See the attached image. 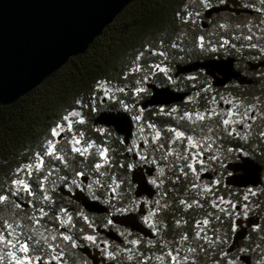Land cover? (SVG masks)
<instances>
[{
  "label": "trees",
  "instance_id": "16d2710c",
  "mask_svg": "<svg viewBox=\"0 0 264 264\" xmlns=\"http://www.w3.org/2000/svg\"><path fill=\"white\" fill-rule=\"evenodd\" d=\"M222 1L227 0H133L84 54L71 57L16 102L0 105V236L3 242L0 264H36L37 258L63 257L68 251L76 250L78 243L74 241L77 240L80 245L96 244L97 228L104 225L101 215L85 212L79 203L62 195L58 188L81 186L88 197L98 201L104 199L105 193L104 200H107L112 192L114 201L119 204L117 210H123L124 203L119 202L120 189H124L125 198L130 196V172L135 165L152 168L155 177L172 176L175 181L169 200V217L176 220L179 229L169 231V234H186L187 231L182 229L194 224L200 241L203 234L209 233L212 241L219 235L223 243L235 226L234 204L242 208L236 194L254 192L255 202L247 213L256 216L258 223L248 232L245 248L252 253L251 264H264V184L258 190L227 186L223 176L225 169L222 173L212 174L210 180L201 179L194 167L192 171L188 170L193 154L189 151H196V144L188 146V153L187 147L182 148L179 144L178 147L162 145L161 140L167 142V139L161 134V127L166 128L162 131L165 133L170 126L169 116L157 107L142 110L138 106V102L148 95L146 83L177 86L173 75L177 63L209 57L233 56L241 60L263 56L259 54L264 51L262 48L245 45L246 41L235 44L228 37H221L224 49L206 48L202 52L197 41L188 43L183 39L181 29L184 24H200L204 9ZM240 1L250 5L247 0ZM257 2L258 9L252 8V15L264 14V0ZM199 74L204 75L200 70L191 73L193 77H201ZM138 95L141 96L138 98ZM103 109H122L133 121L128 145L123 143L120 135H114L113 168L103 167L104 163L100 161L103 141L93 137L100 128L109 129L93 124L95 115ZM152 131L154 134L157 131L160 143L152 146L142 143V148L138 142V150L134 153L136 141ZM226 140L228 147L252 156L250 137L241 146L234 140ZM62 141L65 142L60 146ZM144 147L148 151L153 149L148 155L150 160H142ZM133 153L136 160L132 159ZM191 179L192 183L189 182ZM89 187L101 193L91 194ZM16 199L28 205L23 207ZM18 211L25 213L28 229L14 223L13 213ZM204 225L209 229L204 231ZM49 234L52 239L47 237ZM57 240L62 243H55ZM135 249V264H160V248L153 247L151 251L147 248V253L141 246ZM197 250L195 258L200 262L198 264H203L208 257L207 248L203 243ZM162 251L167 262L190 263L189 252L182 243L167 245ZM227 262L232 260L228 258Z\"/></svg>",
  "mask_w": 264,
  "mask_h": 264
},
{
  "label": "water",
  "instance_id": "95a60500",
  "mask_svg": "<svg viewBox=\"0 0 264 264\" xmlns=\"http://www.w3.org/2000/svg\"><path fill=\"white\" fill-rule=\"evenodd\" d=\"M133 0H0V105L6 106L33 90L52 73L60 69L71 58L84 54L103 30ZM220 12L238 14H254V10L242 7L239 0H227L204 9L200 22L205 28L207 20ZM233 56L209 57L177 63L174 77L198 70L212 78L216 87L235 80L238 83L251 84L253 80L243 76L234 67ZM250 69L263 66L264 61H248ZM150 94L138 102L141 109L152 106H167L183 100L189 92L176 91L168 85H157L148 82L145 85ZM93 124L110 127L122 137L125 145L130 143L133 132L131 116L122 109L99 111ZM238 160L229 161L226 169L230 172L224 178L227 186L246 188L261 184L262 166L247 155H239ZM136 160V154H132ZM152 168L136 165L131 169L130 180L134 184V196L146 195L151 198L155 190L148 182L152 176ZM201 178L210 180L213 175L209 171L200 174ZM58 190L69 195L90 213L105 214L108 208L96 199L88 198L83 191L74 190L69 193L63 186ZM23 207L28 204L16 199ZM115 224L129 227L132 231L144 236H152L134 214H116L112 217ZM258 223V218L248 215L244 219H236L228 251L237 247L246 236L248 228ZM107 239L122 242V238L113 229L97 228ZM98 264V249L81 245L77 248ZM240 260L250 264V256L243 254ZM38 264H45L39 261ZM48 264H55L54 262Z\"/></svg>",
  "mask_w": 264,
  "mask_h": 264
},
{
  "label": "flooded vegetation",
  "instance_id": "af4514ba",
  "mask_svg": "<svg viewBox=\"0 0 264 264\" xmlns=\"http://www.w3.org/2000/svg\"><path fill=\"white\" fill-rule=\"evenodd\" d=\"M240 3L241 6L244 7L241 1ZM246 44L248 43H245V45ZM250 46L260 47L264 50V41L250 42ZM261 53L263 54L261 58L241 59V60L235 59L234 62V67L236 70H238L243 76H246L253 80L251 84L238 83L237 81L232 80L224 84L223 86L216 87L212 85V78L206 74L204 75L199 74V76L201 77H193L194 75H191V73L182 74L174 77L177 83L176 87H171L170 85L168 86H170V88L176 91L189 92V94L185 96L183 100L180 102H176L167 106H152V107H157L159 111L165 112L169 116V120H171L169 123L170 126L167 127L165 133H162V131L166 128H164V126L162 127L159 126L163 128L161 134L167 139V142L161 140L162 145H164L165 143L168 144L169 146L175 145L178 147L180 145L182 146V148L184 146L188 148V146L196 144L195 143L196 138H194L195 130L192 125L193 123L191 122L190 114L192 113L203 114V113L213 112L216 106L222 112L221 114L223 115V117H227L229 114H232V112L234 111L237 117L244 119V117H246L245 114L248 113L249 117L246 118V120L244 119V123L238 125L236 131H230L229 128V133L224 135V138H222L221 143L219 142L221 144L220 147L219 145H216L215 147V145L213 144L212 145L213 152L209 153L211 155L207 154V155H203L202 157L203 159H205L208 156L216 155V153L219 151V154H221V156L229 155L227 158L228 160L227 162L236 161L239 159L238 158L239 155H246V154H244L241 150L235 149L232 146L228 147L226 145V141H227L226 139L228 138L229 141L231 142L234 140L235 143L241 146L243 143V139L250 137L252 143L251 146L252 156L250 157L253 158L256 162H258L262 166L261 184L256 187H253L256 190H258L259 187L263 186L264 184V65L250 69L248 65V61L251 62L264 61V51L260 52L259 54ZM184 85L187 86L184 87ZM232 86L233 87L235 86L237 89L235 93L228 91L229 87ZM206 87L209 88L206 89ZM149 94L150 91L148 92V95L146 97H148ZM146 109H142V110H146ZM248 109L250 110V112H248ZM160 121L163 122L162 120ZM139 146L143 148L142 143H139ZM171 148L172 147H170V149ZM187 148L186 150L188 153L189 148L188 149ZM166 150L168 151L169 148ZM190 151L189 154L190 153L196 154V151H192V150ZM227 152L229 153L227 154ZM227 162L225 163V171L223 172L224 178L226 175L230 173L226 169ZM144 169L146 168L144 167ZM211 173L213 175L215 174L213 171H211ZM152 180H153V174L152 176L148 177V182L155 190V193L151 198L147 197L146 195L135 197L133 193L134 184H132V182L130 181L132 185L130 196L125 198V200L129 204L126 203L124 207L122 206L123 210H117L119 204L114 201L115 196L113 195L112 192H110L107 200L103 199L102 201H100L108 208L107 213L97 214V213H90L85 211L92 215H101L102 217L101 219L104 221V225L103 227L100 228H105V229L111 228L115 232H117L118 235L122 238V242L119 243L107 239L103 234H100L97 231L98 238L95 239L96 244L93 243L92 245L83 244L89 246L90 248L98 249L99 252L96 255L98 259V264H125L126 261H124L122 257H119L116 254V252L111 249V245H119V244L128 245V243L129 245H137L138 247L140 246L143 247L144 253H147L148 250L151 251L150 248L153 247L160 248L161 249V256L159 259L160 264H174L173 260H170L169 262L165 260V256L163 255L164 252L162 250H164V248H166L167 245L173 246L174 244H178V243H182V247L187 248V252H189V256H190L189 264L200 263L198 259L195 258V255L198 252L197 247L199 248V246H201L203 243L204 246H206L207 248V254H208V257H206V259L203 260V264H245L240 260V256L243 254L250 256V264H251L252 253L246 250L245 241L247 240L248 232L257 225L248 228L244 239L239 241L237 247H235L234 250L230 252L228 251V247L231 243L233 233L236 229H238V226L236 225V219L238 218L244 219L243 218L244 214L242 213V208L240 205L234 204V210L237 213V216L234 220L235 226L232 229V234L229 236L228 240L223 241V243H221V241L219 240L221 238V236L219 235L215 236L214 241H212L211 240L212 235L209 233L203 234L202 236L203 240L200 241V239L195 234V232L198 231V229H195L194 224H190L189 227L187 228L186 227L183 229L181 228L182 231L183 230L187 231L186 234L185 233L176 234L174 232H172L173 234H169V231H175L179 229L176 220L172 218V216L169 217V215H171L169 200L172 197L171 189H172V185L175 184V181L172 176H165V175L157 177L155 182H152ZM84 181L87 182V179H85ZM189 182L192 183L193 179L189 180ZM64 188L69 193H72L74 190H81L87 196L85 190H83L81 186H72L70 188H66V187ZM60 193L66 196L72 202L78 203L72 198H70L69 195L64 194L62 192ZM155 196L156 198H154ZM116 214H134L136 216V219L151 232L152 236L150 237L144 236L139 232L132 231L129 227H124L115 224L112 220V217ZM246 215L248 216L247 212ZM197 226L200 227V225ZM202 228L204 231L209 229L208 225H204L202 226ZM120 231H127L130 237H125V236L123 237L120 234ZM196 241H199L198 243L199 245L196 243ZM74 242L78 243L76 245V250L68 251V253L64 254L63 257L57 256L56 258H54L51 256V257H47L46 259L37 258L35 259V263L38 264L39 261H41L45 264L51 262H54L55 264H91V260L77 249L79 246H81L79 244V240ZM144 253H143V257L146 256V254ZM211 255H213L212 260L210 259ZM228 258L232 260V262L228 263L227 262Z\"/></svg>",
  "mask_w": 264,
  "mask_h": 264
},
{
  "label": "rangeland",
  "instance_id": "374dc122",
  "mask_svg": "<svg viewBox=\"0 0 264 264\" xmlns=\"http://www.w3.org/2000/svg\"><path fill=\"white\" fill-rule=\"evenodd\" d=\"M249 2L250 5H244V7L258 9L257 0H247V3ZM221 3H224L222 1ZM208 25L205 28H202L201 25L198 23L197 25L193 24H184L181 29V36L183 39H185L188 43H193L195 41L198 48H202L201 52L204 51V49H210V50H217V49H224V46L221 44V37H228L229 40L232 43H238L239 41H246L248 43V46L250 45V42L253 41H264V14L261 15H249V14H238L234 15L229 12H220L217 14H213L208 20ZM246 35V36H242ZM240 39V40H238ZM203 41V42H202ZM249 50V49H248ZM173 84V83H172ZM171 84V85H172ZM168 85V84H165ZM236 87L232 86L229 87L228 91L235 93ZM144 90H142L141 93H143ZM141 95H138V98ZM116 98H112V100H115ZM167 112V111H166ZM248 112L250 110L248 109ZM165 113V112H164ZM222 112L215 107L213 112L205 113V115H201V113H192L191 116V122L193 123V128L195 130L194 132V138H196V154H191L190 157V167L188 170L192 171V167H194V170H196L197 175L199 177L200 173L203 171H213L215 174L222 173L225 169V163L228 161L227 158L229 155L221 156L219 154V151L216 153V155L208 156L207 158L203 159V155H211L209 153L213 152L212 145L214 144L219 145L222 138H224V135L229 133L230 131H236L239 124L244 123V119L248 118V113L245 114L246 117L244 119H241L240 117H237L236 113L233 111L232 114H229L227 117H223L221 114ZM248 129V128H247ZM145 134V133H144ZM115 132L112 128H100L99 132L94 135L93 137L98 138L99 140L103 141V149L104 151L101 152L100 161L104 163L103 167L109 166L113 168L115 165V158L112 154V147L115 142L114 137ZM149 137V138H148ZM245 138V137H244ZM248 139V137H247ZM140 140V141H139ZM138 141L135 143V149L134 153L138 150L137 144L138 142L144 143V145H150L152 146L153 143L159 144L160 138L159 134L156 131V134L154 132H150V134L143 136L141 139L139 138ZM245 139H243V143ZM65 141H62L60 146L64 144ZM220 142V143H219ZM219 143V144H218ZM94 148L98 149L96 145H94ZM211 148V149H210ZM217 149V148H215ZM100 150V149H99ZM98 150V151H99ZM152 150L148 151V148L144 147V150L142 151V160H147L148 155L152 153ZM192 150V149H191ZM229 152H227L228 154ZM196 160L195 162H192L191 160ZM150 160V159H148ZM170 169V168H169ZM164 170H166L164 168ZM193 170V171H194ZM156 172L153 174V180L155 181L157 177ZM155 178V179H154ZM92 184V183H91ZM120 184L123 185V179L120 180ZM122 185L120 186L122 188ZM90 188V192L95 194H100L101 192L96 189ZM119 195V202L123 205L127 203L125 200V196L123 195L124 189H120ZM254 195L255 193L252 191L246 192V193H237L236 196H238L241 199L242 202V213L244 214L243 218H245L246 212L248 211V208H252L254 201ZM235 196V195H234ZM106 198V193L104 194V199ZM129 204V203H127ZM14 217V223L17 225V227L26 228L27 223L24 222L25 220V213L23 211H18L17 213H13ZM21 224V225H20ZM89 224V223H88ZM89 229V228H88ZM120 234L124 237H130L127 231H120ZM49 239H52V235H48ZM55 243H62V241H55ZM137 244V243H136ZM129 245V243H128ZM111 245V249L116 252V254L119 257H122L124 259L125 264H134L135 259L133 258L134 254L133 251H135V247L137 245ZM3 242L1 240L0 236V250H2ZM127 254V255H126ZM121 258V259H122ZM255 263V259H254Z\"/></svg>",
  "mask_w": 264,
  "mask_h": 264
}]
</instances>
